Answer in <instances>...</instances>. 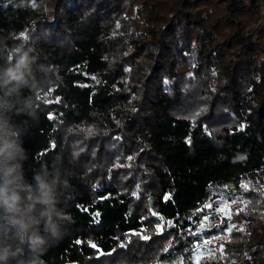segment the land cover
Masks as SVG:
<instances>
[{
	"label": "trees",
	"instance_id": "1",
	"mask_svg": "<svg viewBox=\"0 0 264 264\" xmlns=\"http://www.w3.org/2000/svg\"><path fill=\"white\" fill-rule=\"evenodd\" d=\"M263 5L0 0V66L36 57L30 89L0 74L26 174L58 165L70 185L33 264H264Z\"/></svg>",
	"mask_w": 264,
	"mask_h": 264
},
{
	"label": "clouds",
	"instance_id": "2",
	"mask_svg": "<svg viewBox=\"0 0 264 264\" xmlns=\"http://www.w3.org/2000/svg\"><path fill=\"white\" fill-rule=\"evenodd\" d=\"M0 74L14 89L13 96L34 87L36 57L23 49L3 58ZM0 97V264H33L29 254L46 250L63 236L70 215L62 207L61 190L69 180L58 165L33 170L28 178L24 164L29 158L24 133L8 115L14 105ZM74 157L79 152L73 153ZM15 243H12V242Z\"/></svg>",
	"mask_w": 264,
	"mask_h": 264
},
{
	"label": "rangeland",
	"instance_id": "3",
	"mask_svg": "<svg viewBox=\"0 0 264 264\" xmlns=\"http://www.w3.org/2000/svg\"><path fill=\"white\" fill-rule=\"evenodd\" d=\"M261 11H262V14H263V12H264V5L262 6V8H261ZM219 205H220V218H223V219H225L226 220V222H231V220H232V218L235 216L234 215V211L232 210V207L234 206L233 205V202H227V203H219ZM206 208H209V207H206ZM222 238H220V237H214V238H212V240H211V238L210 239H206V240H203L202 242H201V246H206V247H210L211 248V250L212 249H215V248H217L218 247V242H219V240H221ZM207 242V243H206ZM196 245V244H195ZM196 254V253H195ZM199 254H200V250H199ZM201 255V256H200ZM199 256V260L200 259H204L205 257H206V255L207 254H204V253H201ZM204 255H205V257H204Z\"/></svg>",
	"mask_w": 264,
	"mask_h": 264
},
{
	"label": "snow or ice",
	"instance_id": "4",
	"mask_svg": "<svg viewBox=\"0 0 264 264\" xmlns=\"http://www.w3.org/2000/svg\"><path fill=\"white\" fill-rule=\"evenodd\" d=\"M241 128H243V125H241ZM129 159H131V157H129ZM242 187L245 188V190H247V185H246V184H245V185H242ZM166 199H167V197H166ZM232 202H233V203H236L235 200H233ZM241 202H242V203H246V202H244V201H241ZM205 207H211V205H205ZM243 210H244V209L241 208V209H239L238 211H243ZM217 211H220V209H217ZM96 215L98 216L99 214L97 213ZM153 215H157V214H156V213H153ZM204 219L206 220L207 217H205ZM168 223H170V222H168ZM163 224H164L163 220L161 221L160 224H157V232H158V233H159L160 231H162ZM201 227H203V224L201 225ZM235 227H236V225H230V226L228 227L227 230H228L229 232H231L232 229L235 228ZM240 230L243 231V228L241 227ZM136 234H138V233H136ZM141 238H142V239H145V240L149 239V237L146 236V235H145V236H142ZM206 243H207V242H206ZM90 246L93 247V248L96 247L95 244H91ZM123 246H124V245L122 244L121 247H123ZM194 251H195V253H196V255L194 256V259H199V255H200V254H199V248L195 249ZM220 251L222 252V246H221Z\"/></svg>",
	"mask_w": 264,
	"mask_h": 264
}]
</instances>
